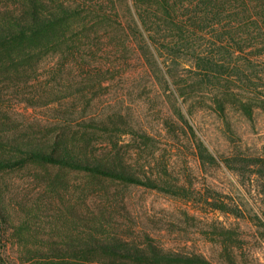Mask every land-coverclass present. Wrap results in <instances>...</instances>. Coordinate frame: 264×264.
<instances>
[{
  "label": "rangeland",
  "instance_id": "1",
  "mask_svg": "<svg viewBox=\"0 0 264 264\" xmlns=\"http://www.w3.org/2000/svg\"><path fill=\"white\" fill-rule=\"evenodd\" d=\"M133 1L127 2L129 13L139 18ZM260 8L264 11V0ZM120 13L129 21L126 1ZM225 21L210 23L196 46L201 44L227 61L243 57L236 70L251 76L264 96V80L257 78L264 73V35L252 37L244 27L236 31L235 20ZM223 27L231 33H223ZM236 41L246 42L240 45L244 49ZM113 45L98 54L102 71L109 66L103 57L110 53L114 58ZM246 56L256 61L249 63ZM121 60L123 66H110L108 75L92 68L93 78L86 76V80L72 70L50 80L47 71L55 60L39 78L26 82L11 72H0V135L11 142H6L7 152L18 153L12 152L15 143L56 156L77 154L84 161L117 156L142 178L147 171L166 166L169 179L186 187L191 196L60 164L28 162L3 169L0 257L5 263L0 264H147L97 250L103 239L111 242L112 238L121 253L147 254L152 242L165 252L202 253L209 260L215 257L210 264H228L218 257L221 239L229 230L238 235L237 251L245 249L252 264H264V165L254 160L264 157V109L255 108L249 119L229 108L227 122L202 107L195 92L183 103L175 85L147 80L131 53ZM51 89H58L63 97L54 98ZM178 106L193 132L180 118ZM198 141L219 164L204 165L196 159ZM225 158L230 159L229 166ZM221 201L231 210L216 209Z\"/></svg>",
  "mask_w": 264,
  "mask_h": 264
},
{
  "label": "trees",
  "instance_id": "2",
  "mask_svg": "<svg viewBox=\"0 0 264 264\" xmlns=\"http://www.w3.org/2000/svg\"><path fill=\"white\" fill-rule=\"evenodd\" d=\"M123 1H126V12L130 15L127 22L120 13ZM261 1L134 0L139 16L135 18L129 13V0H0V72H11L13 77L20 76L18 80L26 82L35 76L39 78L44 67L50 66L48 64L55 60L47 71L50 80L57 79L59 73L67 70L77 71L86 80V76L93 78L95 69L92 68L99 67L97 72L108 75L110 66H123L121 57L131 53L137 62L136 67L147 76V80L154 82L158 79L175 85L183 103L187 102L193 91L198 95L202 107L212 110L225 121L228 120L229 108L252 119L255 108L264 109V96L256 89L257 83L253 82L251 76L236 70V62L243 57L237 56L227 61L226 57L208 52L201 44L196 46V41L210 23L216 21L227 24L225 19L235 20L236 31L245 28L247 35L260 38L264 35ZM223 30V33H231L232 29L223 27ZM112 43L114 58L110 53L103 57L108 60L109 66L102 71L98 54ZM239 48L244 49V46ZM245 60L249 63L256 61L249 56ZM232 62H235L234 67H231ZM257 76L259 80H264V73ZM241 80L246 85L244 87L249 88L250 94L245 93ZM38 81L42 86L43 82ZM60 92L51 89L50 95L62 98ZM39 96L44 97L43 93ZM178 113L193 132L180 106ZM6 140L1 134L0 171L28 162L60 164L185 198L192 193L169 179L166 166L163 170L151 169L142 178L131 173L132 167L117 156L94 157L95 160L84 161L77 154L56 156L30 145L15 143L11 145L12 152L16 150L18 153L11 154L6 150L11 142ZM195 148L199 162L204 165L219 164V159L204 142L198 141ZM254 160L264 165V157H255ZM223 161L229 166L230 159L225 158ZM262 186L264 190V184ZM229 206L221 201L217 203L216 209L230 211ZM229 231H226L228 236L221 239L222 250L218 261L225 258L228 264H252L245 249L237 251L239 246L235 238L238 235ZM111 240L108 242V239H103L104 244L97 250L104 255L139 258L147 261V264H210V260L215 259L211 256L209 260L202 253L165 252L152 242L147 246V254L130 251L121 253L116 240ZM0 261L5 263L2 257Z\"/></svg>",
  "mask_w": 264,
  "mask_h": 264
}]
</instances>
